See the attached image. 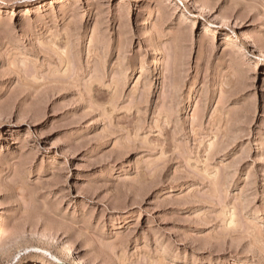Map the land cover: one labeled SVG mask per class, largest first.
Wrapping results in <instances>:
<instances>
[{"label":"rangeland","instance_id":"1","mask_svg":"<svg viewBox=\"0 0 264 264\" xmlns=\"http://www.w3.org/2000/svg\"><path fill=\"white\" fill-rule=\"evenodd\" d=\"M74 259L264 264V0H0V264Z\"/></svg>","mask_w":264,"mask_h":264},{"label":"bare ground","instance_id":"2","mask_svg":"<svg viewBox=\"0 0 264 264\" xmlns=\"http://www.w3.org/2000/svg\"><path fill=\"white\" fill-rule=\"evenodd\" d=\"M154 62H155L156 64L158 63L157 60H155ZM66 246H69V245H66ZM66 246H64L65 249H66ZM67 248H68V247H67ZM68 251L71 253V250L68 249ZM66 253H67V251H66ZM72 254H73V253H72ZM74 260H75L76 264H82V263L80 262V260H76V259H74ZM82 262H83V261H82Z\"/></svg>","mask_w":264,"mask_h":264}]
</instances>
